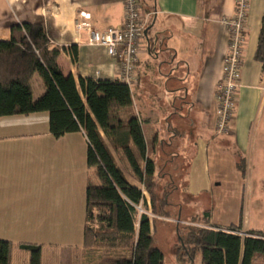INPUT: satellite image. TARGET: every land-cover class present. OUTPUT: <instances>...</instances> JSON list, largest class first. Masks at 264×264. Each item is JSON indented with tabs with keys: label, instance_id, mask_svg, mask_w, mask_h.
<instances>
[{
	"label": "crops",
	"instance_id": "1",
	"mask_svg": "<svg viewBox=\"0 0 264 264\" xmlns=\"http://www.w3.org/2000/svg\"><path fill=\"white\" fill-rule=\"evenodd\" d=\"M235 2L140 0L145 27L136 85L131 89L132 111L142 122L148 157L156 164V181L160 186H175L191 203L188 210L180 207V215L184 210L195 214L192 205L211 198L214 188L223 185L226 171L235 172L233 179L250 188V206L255 193L264 198V70L255 60L264 0H250L242 85L231 132L224 137L215 134V91L228 46L221 21L234 15ZM78 19L99 33L121 28L124 5L120 0H0V41H10L15 25L39 23L46 28L51 47L61 50L58 64L65 75L77 81L80 77L118 80L117 61L105 47L89 44V33L76 29ZM36 81L39 94L35 100L45 92L42 79ZM84 143L85 152L78 148ZM87 154L83 133L60 139L52 136L46 112L0 119V240L12 244L11 264H30V252L23 246L39 247L41 264H73L75 256L77 263L90 264L82 257L86 189L93 183L89 174L94 170L88 167ZM58 159L65 167L61 171ZM118 163L127 168V164ZM70 172L75 178L74 197L69 196ZM63 175L67 182L58 180ZM128 178L143 191L151 207L144 185L132 175ZM258 209L250 208L246 214L241 207L239 224L230 226L213 224L209 214L206 227L240 225L242 235L262 232L264 209ZM204 213L191 215V219H201ZM158 220L164 223L170 219ZM162 226L156 222L157 248V228L164 230ZM159 234L165 239L164 231ZM60 247L75 253L62 259L54 251Z\"/></svg>",
	"mask_w": 264,
	"mask_h": 264
},
{
	"label": "trees",
	"instance_id": "2",
	"mask_svg": "<svg viewBox=\"0 0 264 264\" xmlns=\"http://www.w3.org/2000/svg\"><path fill=\"white\" fill-rule=\"evenodd\" d=\"M10 41H0V119L11 116L49 114L55 139L83 133L88 141L87 164L95 168L101 184L86 189L84 252L90 264H165V254L155 246L156 222L170 218L167 209L175 186H160L142 122L132 111L133 94L119 80H96L65 75L58 64L61 50L51 47L46 28L39 23L13 26ZM75 55V54H74ZM255 60L264 70V16ZM39 75L45 92L34 99L32 80ZM127 164L123 168L118 163ZM123 165V164H122ZM144 185L151 200L128 176ZM163 196L157 201L155 189ZM157 203L161 210L157 211ZM141 208L143 212H140ZM148 211L152 216L148 215ZM209 211L193 226L178 233L183 261L201 264H256L264 261V233H241V226L228 229L206 227ZM93 222L95 227H90ZM178 224L180 221L177 222ZM31 253L30 264H41L39 247L23 246ZM12 244L0 240V264H11Z\"/></svg>",
	"mask_w": 264,
	"mask_h": 264
},
{
	"label": "built area",
	"instance_id": "3",
	"mask_svg": "<svg viewBox=\"0 0 264 264\" xmlns=\"http://www.w3.org/2000/svg\"><path fill=\"white\" fill-rule=\"evenodd\" d=\"M120 1L124 5V25L121 28H111L104 33H99L88 23L80 22V19H85L80 15V19L76 21V29L86 30L89 33L91 46H102L107 49L109 55L118 63V80L133 89L136 85L135 72L140 60V39L145 21L140 14V0ZM249 10L250 0H236L234 15L223 18L221 21L227 31L228 46L222 75L215 91L217 137L228 136L232 129L238 94L242 85Z\"/></svg>",
	"mask_w": 264,
	"mask_h": 264
},
{
	"label": "rangeland",
	"instance_id": "4",
	"mask_svg": "<svg viewBox=\"0 0 264 264\" xmlns=\"http://www.w3.org/2000/svg\"><path fill=\"white\" fill-rule=\"evenodd\" d=\"M40 76L36 75V79H38ZM41 78V77H40ZM36 79L33 82V86H34V96L37 98L39 91L37 88V81ZM79 149H82L85 151H87V145L84 143V145H79L78 146ZM61 159L65 160L64 156L61 155ZM59 160V159H58ZM65 169V167L63 168V163L59 160L58 162V171H61ZM183 174V173H182ZM90 176V180L91 182H93V185L99 186L101 184L100 179L97 175L96 169L94 168V170L89 174ZM225 179L223 181V185L222 186H218L214 188V193L213 196L211 198H206L204 200H202L201 202L192 205V208L194 209V211L196 212L195 214H191L189 213L188 209H190L191 207H188V204L191 205V203H189L188 198L184 197V195H180V193L178 194L176 191H173V188H169V192L172 191L171 197H170V201L171 203H173L172 208L167 209L169 214H170V220L168 222H160L157 219L158 223H161L162 225H164L163 229L164 230H158L157 228V233H158V241L157 244L159 246L160 249H162V251L165 253L166 256V264H201V255L198 254L195 258V262L194 263H190L188 260L183 261V257H184V253L181 250V243L178 239L177 236V232L178 233H186L184 230H186V228H190L191 225L193 226H200L197 224H193V220L191 218H193V216L191 215H199L201 216L205 211L209 210L210 215H212V220L211 222L213 224L219 225V226H230V224H239V218L240 215H238V210L240 211L241 207H243L244 209V213L248 214L247 212L250 210V208H256L257 210H259L258 208H263L264 209V204H260V203H264V198L263 196L260 197L259 194L255 193V202L254 204H252V206H250L252 199L250 198L249 195H251V190L250 188L246 187L244 188L242 186V182H237L235 181V179H233L235 172H231V171H226L225 173H223ZM182 176V175H181ZM68 178V182H69V187H70V192H69V196L74 197L75 193L73 192V182L75 180L74 178V174H72V172H70L67 175ZM65 180V182H67V178H65V176H58V180ZM177 179V178H176ZM218 184V183H217ZM164 190L161 187H158L155 189V194L157 195V201L160 200V198L163 196L164 194ZM183 197L185 199H187V201H183ZM243 200V203H242ZM186 205H184V203ZM183 204V206H182ZM180 207H184L186 208V210L183 211V213L181 212V215L179 214L180 212ZM138 210L140 212H143V210L141 208H138ZM159 210H161L160 204L157 203V211L159 212ZM264 211H261V213H263ZM256 212H254L255 214ZM148 215H151V212L148 211ZM180 215V223L178 224V217ZM264 215V213H263ZM163 219V218H162ZM198 219V218H197ZM191 220V221H190ZM166 226V227H165ZM90 227H95V224L93 222L90 223ZM161 227V225H160ZM166 229V230H165ZM164 231L165 233V239H162L160 236V232ZM262 233H264V229L262 231ZM64 242H68L67 239H65ZM76 249V246H73ZM54 251L58 252V257H63L67 256V255H71L70 253H75V250L72 249H63V247L60 248H55ZM66 254V255H64ZM29 257L31 260V253H29ZM74 255V254H73ZM77 256H75L76 258ZM82 257L84 259L85 262L86 261V256H85V252L82 254ZM74 258V256H73ZM73 260V264H79L76 262V260ZM14 261L18 262V258L16 256H14ZM256 264H264V261L262 262L261 260L258 261Z\"/></svg>",
	"mask_w": 264,
	"mask_h": 264
}]
</instances>
